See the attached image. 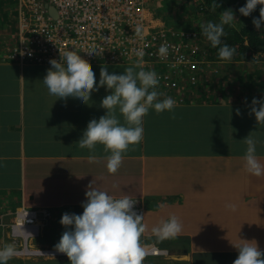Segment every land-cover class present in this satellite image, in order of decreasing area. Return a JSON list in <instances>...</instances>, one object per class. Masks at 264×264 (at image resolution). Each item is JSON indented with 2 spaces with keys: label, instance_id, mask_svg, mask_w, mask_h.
I'll return each instance as SVG.
<instances>
[{
  "label": "crops",
  "instance_id": "1",
  "mask_svg": "<svg viewBox=\"0 0 264 264\" xmlns=\"http://www.w3.org/2000/svg\"><path fill=\"white\" fill-rule=\"evenodd\" d=\"M40 71L0 65V192L21 197L25 206L77 214L93 183L114 197L145 202L152 227L176 215L183 230L175 238L184 245L169 241L164 256L141 264H233L238 254L233 245L243 240L264 252V176L247 174L242 159L243 139L251 133L264 164V125L257 126L251 104L231 103L226 94L208 95L214 88L206 87L209 101L187 97L175 101L172 112L149 110L142 141L130 146L120 168L109 174L102 145L96 146L94 160L76 146L88 122L105 114L100 107L105 89L91 106L53 103ZM194 257L202 260L194 262Z\"/></svg>",
  "mask_w": 264,
  "mask_h": 264
},
{
  "label": "clouds",
  "instance_id": "2",
  "mask_svg": "<svg viewBox=\"0 0 264 264\" xmlns=\"http://www.w3.org/2000/svg\"><path fill=\"white\" fill-rule=\"evenodd\" d=\"M259 7V18L253 17L252 23L257 30L264 25V0H246L237 9L239 14L249 17ZM213 8L219 7L217 0H212ZM237 21L231 8L220 12L216 21H208L199 25L200 34L212 48L217 49L218 59L230 61L236 52L234 47L222 42L226 35L225 27L235 28ZM137 35L141 28H135ZM161 57L166 56L167 47L158 49ZM25 53L21 52V55ZM89 59L102 55L99 48L86 52ZM31 55V52L28 53ZM143 53H137L138 59L133 66L125 67L121 74L110 73L106 65H102L97 82L95 74L75 52L60 55L59 60H49L50 67L41 80L53 103L73 100L81 105H92L91 94L104 88L107 95L100 101L105 114L99 119L88 122L76 146L90 153L94 160L96 146L102 145L106 156V169L115 174L120 168L123 154L130 146L139 144L144 135L143 118L149 110L157 114L172 112L175 101L171 97L160 99L157 91L159 84L155 71L144 70ZM168 96V94L163 92ZM181 98V96H179ZM189 98V97H188ZM240 115V110H236ZM250 114L255 116L257 126L264 125V96L253 97ZM246 149L242 157L244 170L251 176H264V164L257 158V141L251 133L243 139ZM137 203L129 196L114 197L91 183L85 191L82 201V213H63L60 224L64 227L59 241L54 245L57 252L65 254L69 264H141L143 257L164 256L166 250L155 245L149 246L151 253L144 252L140 238L145 228L143 216L134 211ZM225 207L234 211L235 205ZM183 230V225L176 215L161 221L152 228L156 240L173 239ZM233 245L237 249V258L233 264H264V252L259 250L254 241H245ZM17 250L12 244L0 246V264L16 256ZM145 262V261H144Z\"/></svg>",
  "mask_w": 264,
  "mask_h": 264
},
{
  "label": "built area",
  "instance_id": "3",
  "mask_svg": "<svg viewBox=\"0 0 264 264\" xmlns=\"http://www.w3.org/2000/svg\"><path fill=\"white\" fill-rule=\"evenodd\" d=\"M20 1L19 40L18 46L10 49L12 56L8 53L11 58L42 65L65 52L87 56L86 52L99 48L102 55L92 57L91 65H127L135 64L137 53L142 52L141 67L157 73L158 92L179 93L187 78L193 83L197 81L200 72L197 61L204 56L199 53L203 47L199 44L200 37L169 32L165 23L155 21L148 10L149 0ZM51 9L56 11L60 21L52 15ZM137 26L142 30L140 35L134 31ZM162 45L167 47L164 57L158 53ZM180 68H187L191 77L182 76ZM35 220V213L21 211L17 215L15 235L20 233L25 238L29 233L34 235L36 232L27 229L25 224L32 226Z\"/></svg>",
  "mask_w": 264,
  "mask_h": 264
},
{
  "label": "rangeland",
  "instance_id": "4",
  "mask_svg": "<svg viewBox=\"0 0 264 264\" xmlns=\"http://www.w3.org/2000/svg\"><path fill=\"white\" fill-rule=\"evenodd\" d=\"M199 1L200 0H196L194 2V0H192L189 3H186L185 0H149L147 7L151 14L154 15L155 21L158 20L165 23L169 32L179 33L186 37L198 34L197 30L199 25L201 23H206L204 16L194 12ZM20 3V0H0V65H14L18 66L21 70H25L27 67L40 64L31 61H23L19 58H11L9 56V54L11 55L10 49L18 46L17 41L19 40L18 34L20 31V26L18 25L20 24L18 13ZM232 10L237 19L235 25L241 24L243 21L247 20L245 18L243 19L235 8H232ZM31 15L33 17L35 16L34 13H31ZM208 21H213V19H209ZM260 31L264 34V25H262ZM198 37H200L199 34ZM199 44L203 45V47L205 45L201 37ZM202 50L205 52V57L200 56L198 58L199 61L197 62L199 64L200 72L205 71L206 73L203 72L202 75L199 72L196 76L197 81L194 83L190 78H187L188 83L183 91L168 94V96L174 101H180L181 98L179 96H188L195 101L203 98L205 101H209V99H205V95L215 93L214 96L219 94L222 97L226 94L227 101H230L231 103L236 102L243 106V103L251 104L253 97L260 99L264 96V53L261 52L256 54V58H259V60L257 59L256 64L253 65L254 67L249 69L247 67L245 68L241 61H237L234 58L230 61L212 60L208 57L206 49L202 48ZM76 57L83 61L87 66H91L90 62L92 60L87 58V56L80 54ZM59 58L60 56L57 57V60H59ZM45 65L50 67V64H42L41 66ZM133 65L134 63H130L119 67ZM181 71L182 76L191 77L187 68H180V72ZM95 78L98 82L99 75H95ZM199 79L204 81L200 82ZM247 85H249L248 87L254 85V88L248 89ZM206 87H213L214 90L210 91ZM205 90L210 92L204 94ZM222 92L223 94H220ZM97 94L98 92H93L91 94L92 102L94 101L93 97ZM161 94L163 95V98L166 97L164 93ZM68 101L72 100L69 99ZM183 102H185V100H183ZM14 118H16V112L14 113ZM224 118L225 117L223 116L222 119L224 120ZM225 130L226 127H223L224 133ZM131 199L135 200L136 198ZM150 200L152 199H147V202L152 203L153 201ZM136 201L137 203L134 206V211L143 216L142 223L145 225V221H147L146 211L148 207L145 202L141 203L139 199H136ZM21 211H29L31 213L37 211L39 214V216L36 215V220L32 225L33 228L37 226L39 231L34 235L29 233L27 235L29 236L28 238L23 237L19 232V236L15 235V232L17 231L16 219ZM54 212L56 215H54ZM60 212H62L61 209H36L30 206H25L23 205L21 197L0 192V246L12 244L15 246L18 253L8 261V264H69L67 256L55 250L54 245L57 242H51L53 240L49 239V235L53 236L55 234V228L58 226L57 217L61 219L62 216ZM66 212L69 213L68 210ZM80 213L82 212H78L77 214ZM253 216L254 214L248 217L254 218ZM50 221H52V224H50ZM25 225L27 229H33L31 224L26 223ZM51 225H53V227H51ZM144 228H146V226ZM60 233H63V227L60 230ZM145 236L148 237L149 235L145 233ZM168 242L169 241H166L161 245L155 246L159 249H164ZM141 246L143 247L144 252L151 253V251L148 250L151 245L141 244ZM187 256L188 255H186V257ZM142 260L146 262L149 260L150 262L153 261L154 258L143 257ZM201 260L202 259L198 257H194L193 261L200 262Z\"/></svg>",
  "mask_w": 264,
  "mask_h": 264
},
{
  "label": "trees",
  "instance_id": "5",
  "mask_svg": "<svg viewBox=\"0 0 264 264\" xmlns=\"http://www.w3.org/2000/svg\"><path fill=\"white\" fill-rule=\"evenodd\" d=\"M186 3L191 2L192 0H185ZM196 0H194L195 2ZM246 0H217V3L219 4V7L213 8L212 6V0H200L198 2V5L195 7L194 12L198 13L205 17V21L208 22L209 19H213V21H216L219 17V14L221 11L229 8H235L237 10L239 7L243 6L245 4ZM259 5L257 6V9L249 16L244 17L240 16L244 19H247L246 21H243L241 24L236 25L235 28L225 27L226 35L222 37V42L227 43L230 47H234L236 49L235 54L232 58L236 59L237 61H241L245 68H253L256 64V60L259 58H256V54L264 53V34L255 28V26L252 23L253 17L259 18ZM231 8V9H232ZM198 34L200 35L202 41L205 43L204 47L206 49L208 57H210L212 60H217V49L212 48L210 44L206 41V39L200 34V28H198ZM202 48L199 50V53L205 56V52H203ZM49 66H38V65H32L30 67L26 68V72L33 71L34 68H39L43 71H40L39 73L46 74V70ZM89 67V66H88ZM129 67V66H125ZM125 67H107L108 71L110 73H116L121 74L124 71ZM90 69L93 70L95 75H99L101 66H90ZM247 82V81H246ZM249 85H247L248 87ZM254 88L253 86L248 87V89ZM161 98V96H160ZM69 213H75V211ZM50 224H52V221H50ZM151 223H148V221H145L146 226L144 232L141 235L140 242L144 245H161L166 241L173 242L175 245H178L177 242L182 243L179 238H173V239H166L162 241L156 240L155 237H147L146 234H150L152 232H149L151 228H153ZM60 222L58 221V226H56V231L53 236L49 235V239L53 240L51 242H58L62 233H60V230L63 226H60ZM53 227V225H51ZM63 231H65L63 227ZM184 245V243H182ZM165 248H168V244ZM170 251L175 252L174 249L169 248ZM146 262V261H145ZM147 263H149V260H147ZM154 263V260L152 261Z\"/></svg>",
  "mask_w": 264,
  "mask_h": 264
},
{
  "label": "bare ground",
  "instance_id": "6",
  "mask_svg": "<svg viewBox=\"0 0 264 264\" xmlns=\"http://www.w3.org/2000/svg\"><path fill=\"white\" fill-rule=\"evenodd\" d=\"M52 10V15H54L56 18L58 17V14L56 13V11L54 10V9H51ZM57 21H60V19L59 18H57ZM36 215H38L39 216V214H38V212L37 211H35L34 212ZM34 223V222H33ZM33 225V224H32ZM32 228H33V226H32ZM33 230L35 231V232H38L39 230H38V228H37V226H35L34 228H33Z\"/></svg>",
  "mask_w": 264,
  "mask_h": 264
},
{
  "label": "flooded vegetation",
  "instance_id": "7",
  "mask_svg": "<svg viewBox=\"0 0 264 264\" xmlns=\"http://www.w3.org/2000/svg\"><path fill=\"white\" fill-rule=\"evenodd\" d=\"M54 215H56V213H55V212H54ZM57 218H58L57 220H58V221H60V218H59V217H57ZM60 226H62V225H60Z\"/></svg>",
  "mask_w": 264,
  "mask_h": 264
}]
</instances>
